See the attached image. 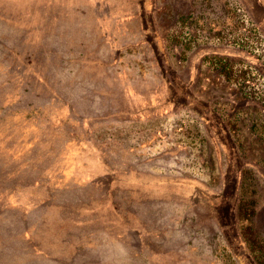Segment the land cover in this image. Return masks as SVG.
<instances>
[{"label":"rangeland","instance_id":"rangeland-1","mask_svg":"<svg viewBox=\"0 0 264 264\" xmlns=\"http://www.w3.org/2000/svg\"><path fill=\"white\" fill-rule=\"evenodd\" d=\"M0 264H264V0H0Z\"/></svg>","mask_w":264,"mask_h":264},{"label":"crops","instance_id":"crops-1","mask_svg":"<svg viewBox=\"0 0 264 264\" xmlns=\"http://www.w3.org/2000/svg\"><path fill=\"white\" fill-rule=\"evenodd\" d=\"M91 156L92 161L90 162V167L84 168V174H85V181L86 183H95L96 187H103L104 184L101 181V179L109 176V175H126V174H135L134 169L122 171L121 167L118 169H114L113 167H108L109 164L105 160V158L102 157V153L98 152L97 150H91ZM101 155V156H100ZM127 184V189L132 190H144L148 192H144L143 195H152L151 191H156L158 188H164L162 186L167 185L172 186L171 183H138L134 181H130ZM176 186H182L187 185L183 183H175ZM189 186V185H188ZM191 186V185H190ZM191 188L193 189H202V185H192ZM32 233L27 232L26 236H31ZM159 236H161L159 234ZM157 251H154L156 253ZM159 252V251H158ZM161 252V251H160ZM172 251H164L163 254H169ZM151 260V259H150Z\"/></svg>","mask_w":264,"mask_h":264},{"label":"trees","instance_id":"trees-1","mask_svg":"<svg viewBox=\"0 0 264 264\" xmlns=\"http://www.w3.org/2000/svg\"><path fill=\"white\" fill-rule=\"evenodd\" d=\"M217 60H219V62H221V63L224 62L223 61L224 59L220 60L218 57H217ZM172 82H173V80L171 78L169 84H171V86L173 87ZM176 86L177 85H174V87H176ZM180 88L182 91L185 90L188 93V89H189L188 85L180 86ZM189 95H190L189 97H188V95H186L187 102L189 104H191V106H193V108L198 110V112L200 114V118L204 121V123L207 126L208 125L211 126L214 129V132L219 136L220 140H222V146L224 147V150H225V152L227 154V158H228L227 159L228 163H229L228 165H230L232 172H235V170H236L235 143L231 137V132H230L229 128L224 123L223 119L217 114V112L214 110V108L208 102L203 101L199 98H196L194 96V94H192L190 92H189ZM234 187H235V185L233 184L231 186V189H234ZM228 196H229V198H231V196H233V194H229ZM226 200H227V198H226ZM225 222H226V220H225ZM226 224H227V222H226ZM223 231L225 232L224 229L222 230V232ZM226 234H227V232H226ZM241 244H243V241H241Z\"/></svg>","mask_w":264,"mask_h":264}]
</instances>
